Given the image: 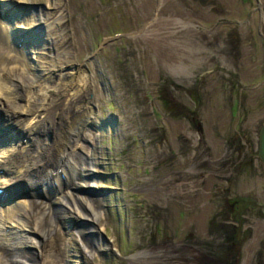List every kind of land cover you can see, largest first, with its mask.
I'll return each mask as SVG.
<instances>
[{"label": "rangeland", "instance_id": "374dc122", "mask_svg": "<svg viewBox=\"0 0 264 264\" xmlns=\"http://www.w3.org/2000/svg\"><path fill=\"white\" fill-rule=\"evenodd\" d=\"M27 3L33 8H24L29 9L28 19L41 12L50 19L53 42L44 46L40 39L34 48L38 54L31 58L45 68L61 66L64 73L78 69V78H84V83H78L86 89L82 102L94 103L100 118L82 126L79 121L77 144L71 143L77 155L92 162V172L83 174L76 184H83L79 195L102 198L96 220L90 225L83 220L56 224L39 264L49 257L58 264H200L191 256L207 249L217 257L228 243L223 229L237 220L223 217L229 201L221 200V181L215 174L220 144L212 137L217 130H211L209 121L215 117L210 107L218 109L221 100L215 69H235V59L226 52L236 45L242 52V71L259 56L264 47V0ZM58 13L59 19L54 20ZM9 59L6 66L11 64ZM206 80L212 86L206 90L217 96L214 105L200 104L210 156L185 118L201 100L192 88L203 94L200 85ZM240 80L244 85L252 82L244 75ZM50 82L38 91L41 97L57 95L52 91L56 81ZM220 112L221 121L227 109ZM29 198L36 210L52 208L44 193ZM256 228L264 229V222L241 221L237 241L242 246L255 245ZM246 229L253 235L244 237ZM75 231L86 234L89 246L95 242L101 250L95 249L90 259L81 257Z\"/></svg>", "mask_w": 264, "mask_h": 264}, {"label": "bare ground", "instance_id": "6f19581e", "mask_svg": "<svg viewBox=\"0 0 264 264\" xmlns=\"http://www.w3.org/2000/svg\"><path fill=\"white\" fill-rule=\"evenodd\" d=\"M26 7L32 8L27 0H0V76L5 73L3 80L0 77V130L11 139L6 146L0 147V186L18 189L27 181L32 186L35 182L33 174L40 179L44 173L49 175L60 163L68 168V178L71 180L58 184L59 193L42 184V192L51 202V210L35 209L33 199L26 196L32 188L11 198L10 203L0 208V228H10L8 232H0V264H39L40 255L56 224L83 220L90 225L96 220V208L103 202L100 197H83L77 193L83 184H76V180L92 172L89 170L92 162L77 155L71 148V143L77 144L80 127L77 130L76 126L79 121L82 126L95 118L91 107L82 102L86 89L79 84L84 83V78H78V69L64 73L61 66L45 68L39 65L38 59L31 58V54L37 53L34 48L41 41L45 42L44 45L52 40L49 34L50 19L42 12L37 13L34 20L26 15L16 16L10 22L2 19L7 12H22ZM57 17L59 19V13L53 19L57 20ZM22 32H26V39L36 36V41L16 46L11 37ZM8 58L12 60L6 66ZM50 81H56L52 91H56L57 95L51 98L45 93L41 97L38 91L47 88ZM72 110L79 114L70 115L69 111ZM15 189L13 191H17ZM23 194L26 197H22ZM35 201L40 203L41 200ZM90 229H93L92 226ZM75 233L80 238L81 257L90 259L95 249L101 250L95 248V242L91 243L92 247L89 246L84 239L86 234ZM33 248L36 250L33 251ZM41 264L58 262L49 257L44 258Z\"/></svg>", "mask_w": 264, "mask_h": 264}, {"label": "flooded vegetation", "instance_id": "af4514ba", "mask_svg": "<svg viewBox=\"0 0 264 264\" xmlns=\"http://www.w3.org/2000/svg\"><path fill=\"white\" fill-rule=\"evenodd\" d=\"M239 39L238 35L235 40L238 42ZM262 42L264 45V40ZM234 48L235 50H227L226 55L235 59H233L235 69L214 68L219 72V76L216 77L219 78L221 87V100L216 110L214 106L209 105L215 117L211 119L208 111L207 117L212 121L211 130H217V133H212V137L220 144V154L215 159L218 160L215 174L221 181V200L229 201L223 217L234 218L237 222L235 225L230 224L228 229H223L222 236L228 243L222 247L217 257L212 255L210 249L198 252L197 256H191L193 262L196 259L200 264H264V229H253L255 245L242 246L241 240L236 239L241 221L250 220L253 224L264 222V47L258 57L252 58L253 64L244 71L239 68L242 52L237 45ZM243 75L251 78L250 85L242 84L240 78ZM200 86L203 94L195 87L191 91L201 95V100L193 111H188V116L185 118L196 130L199 141L204 143V153L210 156L211 144L206 140L200 104L208 101L209 104L214 105L217 96L214 95V91L206 90L211 86L209 80L204 81ZM243 90L247 92L243 93ZM221 109H227V114L220 121L217 116L221 115ZM217 151L218 149L215 153ZM249 235H253L251 229L243 230L244 237ZM216 258L217 262H211Z\"/></svg>", "mask_w": 264, "mask_h": 264}]
</instances>
